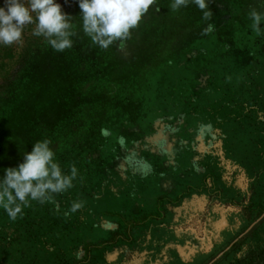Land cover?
I'll return each instance as SVG.
<instances>
[{"label": "rangeland", "instance_id": "obj_1", "mask_svg": "<svg viewBox=\"0 0 264 264\" xmlns=\"http://www.w3.org/2000/svg\"><path fill=\"white\" fill-rule=\"evenodd\" d=\"M57 2L77 32L71 49L55 52L33 35L35 24L25 26L20 42L0 46V176L49 139L62 169L70 173L74 165L78 177L51 202H31L16 220L0 208V264H128L126 242L110 248L115 227L132 240L133 222L162 206L167 214L164 192L182 186L199 193L204 178L205 191L215 194L211 209L228 214L233 204L219 202L229 184L214 175L222 159L240 167L242 185L255 179L256 195L253 207L243 201L242 224L210 260L264 264V33L249 19L264 5L211 0L206 22L194 4L173 11L172 0H157L128 40L105 50L83 32L77 0ZM209 23L215 30L204 35ZM204 124L213 134L199 133ZM133 153L154 173L134 172L126 164ZM74 201L84 207L70 213ZM165 220L136 232L132 250L146 264H203L177 245L166 228L173 220Z\"/></svg>", "mask_w": 264, "mask_h": 264}, {"label": "clouds", "instance_id": "obj_2", "mask_svg": "<svg viewBox=\"0 0 264 264\" xmlns=\"http://www.w3.org/2000/svg\"><path fill=\"white\" fill-rule=\"evenodd\" d=\"M77 2L82 11L83 32L93 44L107 50L116 42L128 40L157 0ZM210 3L211 0H172L170 7L173 11H179L194 4L202 12V19L207 22L213 17ZM259 3L264 5V0H259ZM71 19L57 0H3V6H0V46H11L20 42L25 26L35 24L33 35L43 37L55 52L62 53L73 47V37L77 35ZM249 19L258 35L264 33V28H261V25H264V11L251 9ZM214 30L215 25L209 23L203 34L208 35ZM199 133L213 134V128L210 124L201 125ZM102 135L108 137L110 131L102 129ZM125 143V138L121 136L119 144L124 146ZM51 144L49 139L38 140L30 152H25L23 162L16 167L2 170L0 208L10 219L16 220L33 201L48 203L53 200L55 194L73 188L78 169L73 165L70 173H66ZM126 164L134 172L144 176L152 171V164L135 153L127 157ZM83 207L82 202L74 201L70 213H75Z\"/></svg>", "mask_w": 264, "mask_h": 264}, {"label": "crops", "instance_id": "obj_3", "mask_svg": "<svg viewBox=\"0 0 264 264\" xmlns=\"http://www.w3.org/2000/svg\"><path fill=\"white\" fill-rule=\"evenodd\" d=\"M218 154L221 156V153ZM222 160L224 162V167L216 170L214 175H219V181L216 180L217 184H220L223 180H226L229 184L228 189L223 191L225 200H223V202H219L221 205L233 204L229 206L230 208L224 210L228 213L227 215H222V213L218 209L216 210V208L211 209L209 204L215 194L211 191L210 193L205 191V188L209 189L210 187L208 185V181L203 178V185L197 188V190L201 188V192L199 193H193L192 195L191 192H185L184 190L186 187L182 186L177 188L174 194H170L167 191L164 192L161 195V199L164 203L163 205L170 204L167 214H162V206L159 210L156 208L155 210L149 212L143 219H138L133 222L130 229L132 240L127 239L124 236V232H120V226L115 227L112 239H110V248L119 245L121 242H126L123 244L122 248L123 254L127 257L126 262L128 264H146L142 261L143 256L132 250V245L136 243L134 235L136 232L140 234L141 231L147 229L149 225H151L150 223L154 220L161 223L168 222L165 219L170 216L171 220H173L172 224L170 223L167 227L166 224L163 226L174 230L177 245L179 243L182 247L184 246L183 248L188 249L192 257L195 258V261L198 262L202 260L205 263V261L208 260V264H212L214 261L213 260L211 262L210 260L212 253L225 243L228 234L233 233L236 228L238 229L242 224L241 220L244 219L242 215L244 209L243 201L245 204H248L247 208L253 207V201L256 195L255 190L252 191L254 189L252 188V185H255V179L249 178V186L246 184L242 185L243 182L240 181V175L237 176L236 174L238 172L237 169L240 167L236 168L231 161H229L230 164H228L226 160ZM207 168L211 170V167H208V165ZM198 169L199 171H202V174L208 172L206 167H204V169L203 167H199ZM210 172L213 173V171ZM152 173H154L153 168L148 175ZM215 192L217 193L218 191L216 190ZM219 200L220 199H218V201ZM217 214L218 216L216 217L215 215ZM236 221L240 222L236 223ZM128 244L129 246L126 248ZM163 244L168 246V243ZM182 247L179 246L178 249H180L182 254L185 255ZM176 251L177 250L175 249L174 252ZM187 259L190 258L187 257Z\"/></svg>", "mask_w": 264, "mask_h": 264}]
</instances>
